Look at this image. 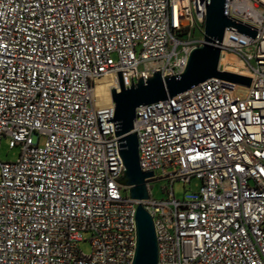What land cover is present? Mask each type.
Returning <instances> with one entry per match:
<instances>
[{
  "label": "built area",
  "instance_id": "2783aa9c",
  "mask_svg": "<svg viewBox=\"0 0 264 264\" xmlns=\"http://www.w3.org/2000/svg\"><path fill=\"white\" fill-rule=\"evenodd\" d=\"M206 2L0 0V144L20 150L0 161V264H133L140 204L159 264H264V0H229L257 35L228 28L221 45L220 70L250 88L211 79L137 109L149 200L116 182L115 105L93 95L105 76L120 92L118 73L126 89L181 75L204 44ZM194 179L198 193L178 200L174 185Z\"/></svg>",
  "mask_w": 264,
  "mask_h": 264
},
{
  "label": "water",
  "instance_id": "95a60500",
  "mask_svg": "<svg viewBox=\"0 0 264 264\" xmlns=\"http://www.w3.org/2000/svg\"><path fill=\"white\" fill-rule=\"evenodd\" d=\"M229 0H207L204 44L194 48L188 57L181 75L163 79L160 73L144 82L138 81L126 89L118 73L120 92L111 93L115 105L114 118L106 120L114 124L115 137L118 141V153L125 167L124 177L116 182L131 186V200H149L146 180L154 177L144 173L140 167L139 143L134 133V122L139 107L171 101L174 97L187 92L211 79H219L250 88L252 79L220 70L221 45L226 30L232 29L249 38L255 39L257 32L237 24L228 16ZM137 246L133 264H159V247L154 221L150 213L140 204L136 213Z\"/></svg>",
  "mask_w": 264,
  "mask_h": 264
},
{
  "label": "rangeland",
  "instance_id": "374dc122",
  "mask_svg": "<svg viewBox=\"0 0 264 264\" xmlns=\"http://www.w3.org/2000/svg\"><path fill=\"white\" fill-rule=\"evenodd\" d=\"M116 58V57H115ZM46 143V138L42 137L40 145L43 146ZM20 157V150L18 148H11L7 139L3 140L0 144V161L1 162H14ZM164 185V184H163ZM161 184L153 185V194L158 195L160 193ZM201 187V182L194 179L190 184H184L177 182L174 185L175 197L178 200L189 199L193 194L198 193ZM125 196V193H123ZM92 235L88 232L83 234V241L80 243V251L84 256L92 254Z\"/></svg>",
  "mask_w": 264,
  "mask_h": 264
},
{
  "label": "bare ground",
  "instance_id": "6f19581e",
  "mask_svg": "<svg viewBox=\"0 0 264 264\" xmlns=\"http://www.w3.org/2000/svg\"><path fill=\"white\" fill-rule=\"evenodd\" d=\"M226 61L227 60H224L223 63ZM234 69L235 68L231 66H228L226 68L227 71H231V72H234L235 71ZM114 89H117V82L111 76H105L96 81V85L93 90V95L99 107L109 104L111 105L113 103L111 98V93Z\"/></svg>",
  "mask_w": 264,
  "mask_h": 264
}]
</instances>
